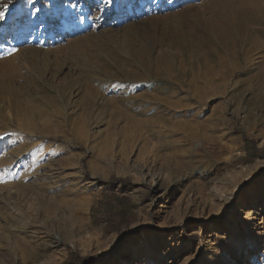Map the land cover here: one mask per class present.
<instances>
[{
    "label": "rangeland",
    "instance_id": "rangeland-1",
    "mask_svg": "<svg viewBox=\"0 0 264 264\" xmlns=\"http://www.w3.org/2000/svg\"><path fill=\"white\" fill-rule=\"evenodd\" d=\"M0 11V264H264V0Z\"/></svg>",
    "mask_w": 264,
    "mask_h": 264
},
{
    "label": "bare ground",
    "instance_id": "bare-ground-1",
    "mask_svg": "<svg viewBox=\"0 0 264 264\" xmlns=\"http://www.w3.org/2000/svg\"><path fill=\"white\" fill-rule=\"evenodd\" d=\"M12 57V56H11ZM155 133H157V132H155ZM154 133V134H155ZM163 133V132H162ZM153 134V135H154ZM157 134H159V133H157ZM165 135V134H164ZM155 136H157L156 134H155ZM169 136V135H168ZM174 136V135H173ZM160 137V136H159ZM158 137V138H159ZM164 137V136H163ZM156 138V137H155ZM161 138H162V136H161ZM165 138V137H164ZM168 138L169 137H167V139H165L166 141L168 140ZM199 138V132L196 130V129H193V128H190L188 131H187V134L184 136V138H182V140H184V144H185V147L183 146V147H179V148H176V150H178L179 152H183V153H185V152H188L190 149L192 150L193 148H192V146H193V142H195V140L196 139H198ZM161 140V139H160ZM165 140H163V141H165ZM157 141V140H156ZM168 143V142H167ZM165 144V143H164ZM172 145H173V143H172ZM162 146V145H161ZM165 146V145H164ZM170 146H171V144H170ZM176 146V145H175ZM175 146L173 147L174 149H175ZM168 147V146H167ZM171 149V148H170ZM173 149V150H174ZM153 150L155 151V153L156 154H159L160 152H162V151H164V149H162L159 145H158V143H155V144H153ZM167 150V149H166ZM183 156V155H182ZM170 157H171V153L169 152V153H166V155L163 157V162H169V159H170ZM186 161V160H185ZM17 209H19V208H17ZM21 210V209H20ZM22 212V211H21ZM13 213V212H12ZM15 214V213H14ZM19 214V213H18ZM21 215V214H20ZM11 217V216H10ZM21 218H23V216L21 217ZM17 219H20V217L19 218H17ZM14 220V219H13ZM16 220V219H15ZM24 220H25V218H24ZM20 224V223H19ZM21 225V224H20ZM24 229H25V227H24ZM53 239V238H52ZM51 240V239H50ZM25 243V242H24ZM26 244H29V243H26ZM51 245V244H50ZM29 247V246H28ZM40 248V247H39ZM31 255H34V252H33V250H32V252H31Z\"/></svg>",
    "mask_w": 264,
    "mask_h": 264
},
{
    "label": "snow or ice",
    "instance_id": "snow-or-ice-1",
    "mask_svg": "<svg viewBox=\"0 0 264 264\" xmlns=\"http://www.w3.org/2000/svg\"><path fill=\"white\" fill-rule=\"evenodd\" d=\"M5 18V12L4 11H0V20H3ZM252 213L249 211V209H242L241 210V218L245 219L247 217L246 220H252ZM264 223V222H261Z\"/></svg>",
    "mask_w": 264,
    "mask_h": 264
},
{
    "label": "trees",
    "instance_id": "trees-1",
    "mask_svg": "<svg viewBox=\"0 0 264 264\" xmlns=\"http://www.w3.org/2000/svg\"><path fill=\"white\" fill-rule=\"evenodd\" d=\"M99 259L97 257H92V258H80L79 257V264H93L96 262V260Z\"/></svg>",
    "mask_w": 264,
    "mask_h": 264
}]
</instances>
